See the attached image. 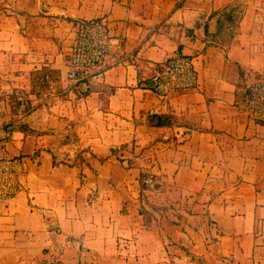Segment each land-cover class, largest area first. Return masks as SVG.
Segmentation results:
<instances>
[{
  "label": "crops",
  "instance_id": "obj_1",
  "mask_svg": "<svg viewBox=\"0 0 264 264\" xmlns=\"http://www.w3.org/2000/svg\"><path fill=\"white\" fill-rule=\"evenodd\" d=\"M103 14L122 49L72 83L76 22ZM176 53L198 84L166 98L145 84ZM263 73L264 0H0V89L27 101L0 119L24 161L0 264H264Z\"/></svg>",
  "mask_w": 264,
  "mask_h": 264
},
{
  "label": "built area",
  "instance_id": "obj_2",
  "mask_svg": "<svg viewBox=\"0 0 264 264\" xmlns=\"http://www.w3.org/2000/svg\"><path fill=\"white\" fill-rule=\"evenodd\" d=\"M113 20L109 14L93 18H80L76 22V35L70 48L68 78L78 81L84 78L97 79L103 64L122 49L121 40L113 34ZM198 70L192 56L176 53L146 81L145 87L166 98L196 88ZM49 86L54 87L46 74ZM24 105V103H22ZM152 111V110H151ZM244 111L264 124V73L251 81L245 90ZM24 161L12 153L0 140V203H8L21 189ZM147 185L154 184V175L143 177ZM84 236L66 237L59 244L62 252L72 243L84 244Z\"/></svg>",
  "mask_w": 264,
  "mask_h": 264
},
{
  "label": "rangeland",
  "instance_id": "obj_3",
  "mask_svg": "<svg viewBox=\"0 0 264 264\" xmlns=\"http://www.w3.org/2000/svg\"><path fill=\"white\" fill-rule=\"evenodd\" d=\"M70 80V79H69ZM73 83L74 81L71 80ZM48 88L53 90L54 87L49 86L47 84ZM18 93H12L7 92L6 90L0 89V119H2L1 122H4L3 120L9 119L11 112L15 110L16 108L13 107L14 105H22L24 103V108L27 106V101L25 96L18 97Z\"/></svg>",
  "mask_w": 264,
  "mask_h": 264
}]
</instances>
